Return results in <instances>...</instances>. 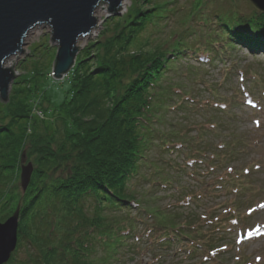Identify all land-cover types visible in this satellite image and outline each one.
Here are the masks:
<instances>
[{
    "label": "trees",
    "instance_id": "trees-1",
    "mask_svg": "<svg viewBox=\"0 0 264 264\" xmlns=\"http://www.w3.org/2000/svg\"><path fill=\"white\" fill-rule=\"evenodd\" d=\"M178 1L132 0L126 14L107 18L103 35L78 54L68 74L67 96L53 114L44 105L50 101L43 83L51 76L44 79L49 66L43 60L17 76L8 101H0V221L21 206L17 249L5 264H108L107 257L118 255L136 229L128 214L134 207L158 219L149 229L153 243L184 247L196 264L217 253L220 238L207 232L219 223L213 213L223 203L177 222L172 213L143 206L131 184L158 140L165 149L174 147V135L155 127L174 96L171 90L184 93L176 86L164 88L168 74L184 59L212 62V55L228 48L264 51V13L244 18L233 10H205V0H189L186 6ZM170 17L177 25L165 38L158 36L163 19ZM184 99L171 109H181ZM217 108L231 109L225 103ZM38 110L49 117H39ZM206 128L214 133L215 122ZM183 134L175 136L185 139ZM203 134L189 143L195 154L205 153ZM235 143L207 145L211 196L242 177L238 169L227 168L239 152ZM24 159L34 165L26 191L20 185ZM241 174L249 178L248 172ZM160 182L170 184L166 177L155 183ZM184 196L196 201L201 195L190 191ZM23 245L26 256L19 257ZM202 255L206 259L198 261Z\"/></svg>",
    "mask_w": 264,
    "mask_h": 264
},
{
    "label": "rangeland",
    "instance_id": "rangeland-1",
    "mask_svg": "<svg viewBox=\"0 0 264 264\" xmlns=\"http://www.w3.org/2000/svg\"><path fill=\"white\" fill-rule=\"evenodd\" d=\"M125 1H127L126 6H124ZM178 2V5H189L187 3L189 0ZM229 2V0H205L204 8L211 12L224 10L225 13L233 10L244 18H250L254 12H259L250 0H235L233 4ZM101 3L93 14L99 20L98 27L91 32L92 34L79 38L77 46L82 47H79L78 54L103 35L107 18L122 16L132 6V0H123L121 13L109 15V4ZM100 7L104 9L103 14L98 11ZM211 17L215 22L216 14L213 13ZM161 24L159 30L162 32L156 34L163 38L177 25L176 19L171 17L163 19ZM52 36V28L48 24H37L23 40L22 49L25 52L18 51L5 61L8 62L12 57L8 68L14 65L13 70L16 71L17 76L31 70L33 62L43 60L47 63L49 67L46 68L43 77L46 79L51 76V80H45L43 84L50 101L44 103L50 107L48 111L46 110L48 114L56 112L66 98L70 85L69 72L61 78L53 76L55 73L53 59L58 52V43L52 41ZM212 56V62L202 61L199 57L198 60L184 59L168 74V78L162 84L164 88L176 86L184 93L179 94L181 92L171 90L174 96L161 111V120L155 124V127L159 131L174 135V147L165 149L158 140L147 151L146 164L141 165L140 172L132 179L131 186L142 200L143 206L160 209L164 215L172 213L177 222L182 215L194 212L204 215L217 203H223L224 207L216 208L213 213L215 217L220 216L219 223L207 232L210 236L220 238L217 253H212L207 260L205 255H202L198 261L205 260V264H264V207H262L264 205V51L260 49L257 53H252L237 46L234 49L228 48L222 55ZM4 67H7L5 63ZM226 68L229 70V75H226ZM228 76L229 79L221 84ZM11 90L12 87L10 93ZM180 97L185 98L182 108L171 109ZM220 103L228 104L231 109H221L222 111L218 112L217 105ZM38 111L39 117L48 116L41 110ZM63 114L65 115L64 111ZM213 121L216 129L214 133H210L206 126ZM203 130V140L208 146L211 142L215 144L220 140H230L236 142L235 149L239 151L235 156L236 159H232V163L227 164V168L238 169L242 177L238 182H231L227 190L220 189L216 194L214 193L215 195L212 194L213 196L207 190L211 176L207 171L208 164L205 160V156L208 155L207 145H202L206 148L203 155L195 154L188 148L190 141L197 139L198 134L201 135ZM179 131L184 132L185 139H178V134L175 136ZM188 154H192L194 159ZM27 162L24 159L21 166ZM241 172H248L249 178H245ZM164 177L170 181V184L155 183L156 180L162 181ZM190 191L200 194L199 200L186 199L184 195L189 194ZM128 214L132 215L136 229L128 238V243L121 246L118 255L107 257L108 264L197 263V260L188 259L187 253L183 252L184 247L175 245L163 248L160 244L153 243L149 229L155 226L158 219L151 218L149 214H140L135 207L129 209ZM25 249L23 245L18 250L19 257L26 256ZM93 255L97 256L94 253ZM94 258L97 259L98 256Z\"/></svg>",
    "mask_w": 264,
    "mask_h": 264
},
{
    "label": "water",
    "instance_id": "water-1",
    "mask_svg": "<svg viewBox=\"0 0 264 264\" xmlns=\"http://www.w3.org/2000/svg\"><path fill=\"white\" fill-rule=\"evenodd\" d=\"M264 12V0H250ZM109 4V15H119L123 0H0V99L7 102L17 73L12 67H4L5 60L22 49L27 33L37 24L52 28V41L58 43L53 74L61 78L75 64L79 52L80 37L97 28L94 11L101 3ZM102 4V3H101ZM15 64V62H14ZM34 165L31 161L21 166L20 185L26 191L31 182ZM21 206L12 215L0 221V264L7 263L18 243Z\"/></svg>",
    "mask_w": 264,
    "mask_h": 264
},
{
    "label": "bare ground",
    "instance_id": "bare-ground-1",
    "mask_svg": "<svg viewBox=\"0 0 264 264\" xmlns=\"http://www.w3.org/2000/svg\"><path fill=\"white\" fill-rule=\"evenodd\" d=\"M126 4H127V1H125L124 2V6H126ZM99 10V12L100 13H102L103 14V12H104V9H103V7H100V8H98ZM259 11V10H258ZM259 12H262V11H259ZM264 13V12H263ZM98 22H99V20H98V18H97V25H98ZM94 30H92V32H93ZM92 34V33H91ZM12 59V57L9 59V60H11ZM9 60H8V62H4L5 63V66L7 65V67H8V64L10 63L9 62ZM6 61V60H5Z\"/></svg>",
    "mask_w": 264,
    "mask_h": 264
},
{
    "label": "snow or ice",
    "instance_id": "snow-or-ice-1",
    "mask_svg": "<svg viewBox=\"0 0 264 264\" xmlns=\"http://www.w3.org/2000/svg\"><path fill=\"white\" fill-rule=\"evenodd\" d=\"M262 207H264V205H262ZM257 231H259V229H257Z\"/></svg>",
    "mask_w": 264,
    "mask_h": 264
}]
</instances>
